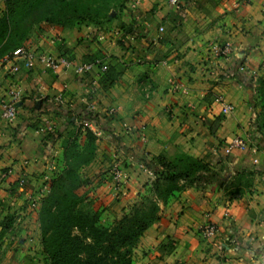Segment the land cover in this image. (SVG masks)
<instances>
[{"label":"crops","instance_id":"obj_1","mask_svg":"<svg viewBox=\"0 0 264 264\" xmlns=\"http://www.w3.org/2000/svg\"><path fill=\"white\" fill-rule=\"evenodd\" d=\"M119 4L101 25L42 23L21 46L76 63L101 59L109 78L95 92L94 75L54 74L38 63L14 76L0 72V93L12 88L22 96L14 123L0 120V256L44 264L38 211L27 201L64 169L62 140L46 138L66 126L57 107L102 120L87 123L99 134L97 151L80 174L88 182L83 197L110 224L152 176L145 164L185 154L210 170L198 186L159 203V220L141 236L132 264H264V138L253 124L260 105L255 78L238 72L244 66L264 76V0H181L178 9L164 0ZM226 43L237 59L215 54ZM217 98L234 113L223 116ZM234 137H251L254 146L225 155ZM113 164L129 177L122 190L111 184ZM21 177L27 188L17 187ZM207 221L217 233L205 240L199 229Z\"/></svg>","mask_w":264,"mask_h":264},{"label":"trees","instance_id":"obj_2","mask_svg":"<svg viewBox=\"0 0 264 264\" xmlns=\"http://www.w3.org/2000/svg\"><path fill=\"white\" fill-rule=\"evenodd\" d=\"M116 2L4 0V11L0 16V61L23 46L34 27L42 23L62 27L81 23L101 25L110 18ZM109 71L107 67L99 81L109 78ZM253 81L256 105H260L254 127L263 136L264 76ZM53 111L65 120L66 127H74L76 122L102 125V120L91 111L69 113L57 107H53ZM76 137L77 131L72 130L62 139L64 169L48 182L49 193L41 201L37 213L45 263L132 264L133 252L141 236L159 220V203L165 205L175 192L198 186L210 170L201 160L185 154L171 160L158 157L156 164L160 171L155 172L148 194L143 196L139 193L127 213L104 226L101 224L102 212L94 210L82 195L88 182L80 174L93 161L89 148L97 138L89 127L86 128L87 144L85 149L79 150Z\"/></svg>","mask_w":264,"mask_h":264},{"label":"built area","instance_id":"obj_3","mask_svg":"<svg viewBox=\"0 0 264 264\" xmlns=\"http://www.w3.org/2000/svg\"><path fill=\"white\" fill-rule=\"evenodd\" d=\"M165 3L175 9L180 6L181 0H164ZM160 31H162L160 29ZM215 54L220 57H230L236 58L235 50L230 43H226L221 47L216 48ZM237 59V58H236ZM21 63V66L18 64ZM35 63H38L43 70L58 73L60 71H73L78 76L83 75H94L96 77L92 80L91 92L96 91V83L106 72L107 67L103 61L99 58L93 59L88 62L76 63L68 58L55 57L50 54L38 53L32 51L26 47H19L15 49L8 57L0 61V72L4 71L8 76H14L19 73L20 69L23 68L26 71L32 70ZM239 73L248 74L251 77L255 76V72L248 70L244 66L238 67ZM178 86L175 87L177 89ZM21 92L17 89H8L3 94L0 93V120L5 124H13L17 118L18 103L21 101ZM216 103L220 106V112L223 116H229L235 111V107L224 101L223 98H217ZM51 130V129H50ZM94 135L99 136L98 133L93 132ZM250 148L249 138L234 137L232 138L224 149V154L229 155L233 151H246ZM113 181L116 184L118 190H122L127 185V174L121 171L118 166H114L110 172ZM8 175H10L8 173ZM16 185L19 189H24L27 185V179L21 177L16 181ZM49 193V185L45 184L41 189L35 194V197L29 196L28 203L32 210H39L41 201ZM201 237L205 240L213 238L217 233V227L215 224L207 221L199 229Z\"/></svg>","mask_w":264,"mask_h":264},{"label":"rangeland","instance_id":"obj_4","mask_svg":"<svg viewBox=\"0 0 264 264\" xmlns=\"http://www.w3.org/2000/svg\"><path fill=\"white\" fill-rule=\"evenodd\" d=\"M122 0H117V2H116V4L115 5H113V7L112 8H116L115 6H120V2H121ZM117 9V8H116ZM254 78H257V75H255L254 76ZM255 88V87H254ZM254 96H255V94H254ZM254 101H255V103L257 102L256 101V99H254ZM257 104V103H256ZM257 107H258V105H257ZM253 124H255V121H254V123ZM67 126V125H66ZM66 126H64V128H55V126L53 127L54 129H51V130H48L47 131V135H46V138H49L50 137V139L52 138V140H54V139H57L58 141L59 140H62L67 134H68V132H70V131H72L73 130V132L74 131H77V137H76V144H77V147L79 148V150H83V149H85V147H86V144H87V139H86V137H85V129L86 128H88L89 127V124H87V123H83V122H76L75 123V125H74V127H71V126H68V127H66ZM260 136H262V135H260ZM263 138H264V132H263V136H262ZM250 139V141L252 140L251 139V137L249 138ZM251 146H254L253 145V142H251L250 143V147ZM95 150L97 151V148H95V145H92L90 148H89V151H91V152H95ZM112 159H114L113 157H112ZM115 160V159H114ZM114 166H116V165H110V167H109V171L111 172L112 171V168L114 167ZM143 168L144 169H149L151 172H152V176H150L148 179H147V181H144L143 182V186H142V189L140 190V194L141 195H147L148 194V192H149V187H150V184L154 181V179H155V177H154V174H155V172H159L160 171V168L156 165V163L153 165V164H149V165H145V166H143ZM59 174V172H57L56 174H55V176L56 175H58ZM128 176V175H127ZM127 180H129V177H127ZM111 184H112V186H113V188L115 189L116 188V184H115V182L113 181V178H111ZM139 185H140V183H139ZM16 188V187H15ZM27 188V187H26ZM116 190V189H115ZM84 193V192H83ZM28 194H30V193H28ZM35 195V193L34 192H32L31 194H30V196H32V197H35L34 196ZM139 196V195H138ZM27 200V199H26ZM28 202V201H27ZM28 204V207H29V203H27ZM133 205V204H132ZM131 205V206H132ZM130 206V207H131ZM129 207V208H130ZM30 208V207H29ZM129 208H128V210H129ZM31 209V208H30ZM128 210L125 212V213H127L128 212ZM32 211H34V212H36L37 210H32ZM104 217V216H103ZM101 218V224L102 225H104V226H107V225H110V223L111 222H108V220L110 219L111 220V216L110 215H106V218L107 219H104V218ZM120 218V217H119ZM115 221H116V219H115ZM39 259H40V261L41 262H43L44 264H46L45 263V258H44V256H42V254H41V256L39 257ZM39 261V260H38ZM39 261V262H40ZM7 262V263H6ZM40 262V263H41ZM10 263V262H9ZM0 264H8V259H5V258H2L1 256H0Z\"/></svg>","mask_w":264,"mask_h":264},{"label":"water","instance_id":"obj_5","mask_svg":"<svg viewBox=\"0 0 264 264\" xmlns=\"http://www.w3.org/2000/svg\"><path fill=\"white\" fill-rule=\"evenodd\" d=\"M113 15H114V12L110 14V17H112ZM37 105H39V104H37Z\"/></svg>","mask_w":264,"mask_h":264}]
</instances>
